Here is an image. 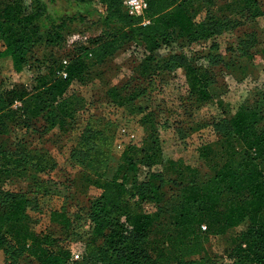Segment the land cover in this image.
I'll use <instances>...</instances> for the list:
<instances>
[{
	"label": "trees",
	"instance_id": "obj_1",
	"mask_svg": "<svg viewBox=\"0 0 264 264\" xmlns=\"http://www.w3.org/2000/svg\"><path fill=\"white\" fill-rule=\"evenodd\" d=\"M55 1L29 0L24 6L21 0H0L4 45L0 54L21 76L31 66L38 69L42 60L34 45L41 29L51 31L45 39L50 50L44 57L45 72L0 89V136L21 117L27 128L32 126L30 131L40 130L33 124L37 117L45 121L39 133L51 126L68 130L76 111L70 104L74 95L68 94L71 83L131 41L147 53L139 75L150 76L154 69L168 74L181 70L187 96L207 100L215 66L251 58L257 37L254 31L234 33L224 51L212 41L200 62L184 50L185 45L235 30L263 14L258 0H202L207 7L216 4L230 11L218 15V10H207L200 21L194 19L198 8L193 0H145L147 8L140 15L130 14L125 0H64L79 10L56 14L50 9ZM90 24L97 25V34L85 43L61 47L64 34ZM179 40L181 50L159 61V50ZM65 58L67 64L62 62ZM127 83L109 88L119 106L133 100L132 94L123 93ZM259 95L260 101L246 100L225 109L223 117L214 121L216 138L199 147L206 170L182 159L164 158L158 139L151 136L139 149L142 157H135L137 148L129 144L108 174V155L103 151L107 134L86 123L70 158L87 170L88 184L100 192L89 207L51 210L50 222L64 229L62 238L33 228L28 210L37 202L28 186L5 187L10 176L43 187L47 179L38 175L52 170L56 161L47 151L36 155L26 140L12 148L0 142V248L6 250L5 264H16L21 256L34 264H213L206 242L229 229L236 236L230 264H264V91ZM144 202L153 203L154 210L143 211ZM72 242L83 244L79 258H73Z\"/></svg>",
	"mask_w": 264,
	"mask_h": 264
},
{
	"label": "rangeland",
	"instance_id": "obj_2",
	"mask_svg": "<svg viewBox=\"0 0 264 264\" xmlns=\"http://www.w3.org/2000/svg\"><path fill=\"white\" fill-rule=\"evenodd\" d=\"M24 6L29 0H21ZM230 2L232 0H212ZM263 14L257 16L252 22L235 30L217 35L204 41H193L185 45L184 50L190 56L204 61L208 47L212 41L220 44L221 51L229 44V39L234 33L243 34L254 31L257 42L253 47L251 58L243 57L234 60L233 63L215 66L211 75L209 90L211 97L204 101H196L187 96V84L181 70L176 74H168L163 70H150V76L139 75V64L146 56L143 46L133 41L127 42L112 56L102 63L90 65L81 80H74L69 86L68 94L74 95L70 104L76 107L72 126L63 131L58 126H51L43 131L45 121L41 117L33 120V124L40 130L30 131L21 119L17 123H9V131L0 136L2 147L12 148L20 140H26L36 149L35 154L48 155L56 161V166L47 173L38 176L44 181V185L28 183L22 176H10L5 187L14 189H26L35 195L37 206L28 210L33 221V228L39 232L50 233L53 237H64V229L55 223L48 221V213L53 209H65L73 212L78 207H89L94 196L100 189L87 182L84 168L70 158V150L76 145L78 136L91 123L95 130L102 131L106 135L103 145L105 155H108L107 173L112 174L118 163L122 151L129 144L137 150L133 151L135 157H142L139 149L147 146L145 139L156 137L160 143V151L164 158L182 159L191 165L204 167L200 156L201 144L216 138L213 123L223 117L225 109L235 108L242 102L261 99L260 91H264V0H258ZM125 2V1H124ZM206 1L193 0L192 5L198 8L194 19L202 20L207 10H218V15L230 10L212 4L205 6ZM125 5V3H124ZM126 7V6H125ZM53 13H72L79 10L73 2L56 0L51 3ZM127 9V7H126ZM128 10V9H127ZM97 25H83L79 29H72L64 34L61 47H68L71 43L82 44L98 33ZM51 31L41 29L34 49L40 62L38 69H26L22 76L12 69L11 61L0 54V89H10L19 85L33 75L45 72L44 57L50 52L49 44L45 39ZM230 37V38H229ZM229 38V39H228ZM174 41L164 45L159 54L163 61L169 54L179 52L182 42ZM4 45L0 42V51ZM154 61L150 62V65ZM175 73V72H174ZM128 82V83H127ZM127 83L124 94H132L133 100L129 104L119 106L112 101L109 88L122 86ZM69 96V95H68ZM260 101V100H258ZM31 127V128H30ZM180 129V130H179ZM37 131V132H36ZM182 131V135L181 132ZM40 135V136H39ZM148 141V140H147ZM42 148V150H40ZM101 166V164H100ZM47 189L46 193L42 189ZM143 211H153L151 202L141 205ZM236 242L235 231L229 229L221 237L210 236L206 242V253L213 264H222L229 258V252ZM71 253H79L83 249L80 242H72L69 245ZM6 250L0 248V264H5ZM231 260V259H230ZM16 264H34L29 258L21 256Z\"/></svg>",
	"mask_w": 264,
	"mask_h": 264
},
{
	"label": "built area",
	"instance_id": "obj_3",
	"mask_svg": "<svg viewBox=\"0 0 264 264\" xmlns=\"http://www.w3.org/2000/svg\"><path fill=\"white\" fill-rule=\"evenodd\" d=\"M125 6L128 9V12L130 14H134V15H140L144 12V10L147 8V3L145 0H125ZM62 62L64 64L68 63V59L65 58L62 60ZM62 76H66V72H62L61 73ZM82 254V250L79 251V253H72L73 258H79ZM231 260L230 259H226L222 264H230Z\"/></svg>",
	"mask_w": 264,
	"mask_h": 264
},
{
	"label": "crops",
	"instance_id": "obj_4",
	"mask_svg": "<svg viewBox=\"0 0 264 264\" xmlns=\"http://www.w3.org/2000/svg\"><path fill=\"white\" fill-rule=\"evenodd\" d=\"M51 212V211H50ZM50 212L48 213L49 215H48V221L50 222Z\"/></svg>",
	"mask_w": 264,
	"mask_h": 264
}]
</instances>
